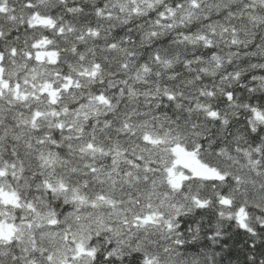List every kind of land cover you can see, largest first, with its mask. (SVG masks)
<instances>
[{"label": "snow or ice", "instance_id": "1", "mask_svg": "<svg viewBox=\"0 0 264 264\" xmlns=\"http://www.w3.org/2000/svg\"><path fill=\"white\" fill-rule=\"evenodd\" d=\"M0 264H264V0H0Z\"/></svg>", "mask_w": 264, "mask_h": 264}]
</instances>
